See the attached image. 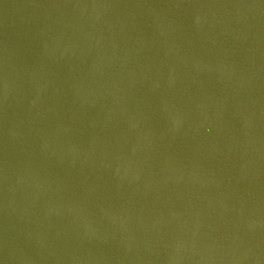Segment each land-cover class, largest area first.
Wrapping results in <instances>:
<instances>
[{"label":"water","instance_id":"1","mask_svg":"<svg viewBox=\"0 0 264 264\" xmlns=\"http://www.w3.org/2000/svg\"><path fill=\"white\" fill-rule=\"evenodd\" d=\"M0 264H264V46L207 0H0Z\"/></svg>","mask_w":264,"mask_h":264}]
</instances>
